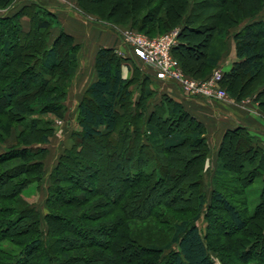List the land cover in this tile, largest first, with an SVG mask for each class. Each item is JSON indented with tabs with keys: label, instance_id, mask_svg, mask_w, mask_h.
Masks as SVG:
<instances>
[{
	"label": "trees",
	"instance_id": "16d2710c",
	"mask_svg": "<svg viewBox=\"0 0 264 264\" xmlns=\"http://www.w3.org/2000/svg\"><path fill=\"white\" fill-rule=\"evenodd\" d=\"M10 1L0 0V8ZM263 4L264 0H145L129 18L146 35L179 27L171 54L193 77L204 73L187 70L180 62L198 46L189 42L193 36L216 32L223 37L229 28L249 19L233 34L237 61L222 78V83L230 84L236 76L254 79L264 70V15L258 16ZM17 6L11 2L0 14V119L8 125L5 135L16 122L32 132L21 130L18 144L0 152V264H162L167 251L165 264H215L209 251L216 241L208 242L207 235L204 239L196 225L203 214L207 230L214 228L210 219L214 204L230 219L232 232L242 233V238L228 243L232 249L243 250L239 262L264 264V186L248 216L246 210L242 216L239 204L248 206L249 202L236 196L245 195L257 178L264 184V148L243 127L227 130L211 171L208 202L204 166L211 150L205 126L169 95L162 93L156 100L148 85L133 105L130 81L121 72L123 59L113 48H100L96 53V79L85 91L87 101L78 105L80 131L72 132L69 145L49 173L45 214L23 200L21 191L44 178L47 145L54 134L49 126L52 122L41 128L25 118L35 111L64 116L63 103L73 73L66 65L75 60L78 44L62 30L48 43L50 30L60 24L56 16L36 2L14 11ZM24 19L28 29L23 28ZM219 60L220 51L212 49L203 61L204 68H215ZM18 65L20 72L15 73L13 68ZM134 70L148 77L137 66ZM258 95L264 98V88ZM31 133L38 138L22 140ZM155 136L161 138L159 145L153 142ZM87 141L94 148L86 151L82 143ZM186 146L190 158L183 160V169L174 172L173 153ZM157 151L165 157L163 162ZM95 155L100 165L80 160ZM183 174L189 183L181 188ZM178 188L181 191L173 194ZM193 204L200 213L170 226L172 235L165 245L137 239L129 229L137 209L146 208L151 219L165 225L168 219L162 213L153 214L157 208ZM248 228L255 234L246 233Z\"/></svg>",
	"mask_w": 264,
	"mask_h": 264
},
{
	"label": "rangeland",
	"instance_id": "374dc122",
	"mask_svg": "<svg viewBox=\"0 0 264 264\" xmlns=\"http://www.w3.org/2000/svg\"><path fill=\"white\" fill-rule=\"evenodd\" d=\"M144 1L145 0H11L10 2H7L5 4L3 3L1 5L0 14L4 12V9H6L11 2H14L15 4L18 5L14 9V11H18L27 3L36 2L40 4L41 6L48 9L53 15H55L60 23L59 26H55L50 30V34L48 36V43L51 44L54 38L62 30L68 34L69 32L74 33V35H76V37L73 36L74 40L78 44V47L75 50V60L71 61V63L67 61L69 66L66 65V68L70 67V69L73 70V73L71 76L72 78L69 81V86L66 90V97L63 103L66 109L64 116L62 118H59L52 113H46L45 111H35L31 114H27V118H25L28 121L35 120V122H37L36 125L41 128L45 126V123L52 122V124L50 123L49 126H52L54 131L53 137L51 138L50 143L47 145L49 150H48L47 158L44 161L45 168H44L43 180L37 183L36 182L30 183L28 186H26V188H24L21 191L20 194L23 200H25L27 204L37 209L41 213V215L45 214L46 212V209L44 208V204H45V198L47 196L48 187L50 186L49 173L53 168V166L55 165L58 152L60 149L64 148L67 144L69 145V140H70L69 138L72 132L80 131L78 125V110H79L78 105H80V103H85L87 101V97L85 98V91L87 87L96 79L95 58L97 51L100 48H113L117 56L123 59L121 72L124 75V77L130 81L129 88L131 91V97L129 100L133 105L144 91L142 89L146 87V85H148L150 89L154 90L157 95L158 93H160L159 90L164 89L171 84L168 82L163 83L160 81L159 82L156 81L151 76L152 70H150L148 66L146 67L143 66L142 64L136 65L133 62H131V60L128 57H126L125 55L126 53L123 51L121 45L127 48L128 50L129 48L121 42V39L119 37L117 39L113 34L114 32L115 33L118 32L120 35L128 36V37L135 34H139L146 36L148 38H155L173 30L176 29L179 30V27L176 26L165 33L162 32V33H153L146 35L145 30H142L140 32L138 31V29L133 27L129 16H131V14H137L136 12L138 11L139 7L142 6V3ZM127 9L129 10V12H126ZM87 11H91V12H87ZM209 12H214V9H211ZM139 13L142 14L141 11ZM263 15H264V4L258 16H263ZM248 20L249 19L241 21L237 26L229 28L223 37L218 35L219 37L218 38L216 32H211V33L208 32L207 34H203L199 36L195 35L193 36V39L189 41L191 42V44H196V46L197 45L198 46L196 47L195 51H192V53L189 54V58L185 60L180 58V62H183V64H185L187 70L196 71L197 69V73L198 71L201 70L202 73H204L203 77H193L187 74L180 65V63H178V61L172 56L177 61L178 71L183 75L185 79L204 81L211 79V77L214 75L215 72H220L223 78L224 73H226L228 69L225 68L224 70L225 72L222 71V68L220 67V63L219 64L217 63V66L211 70L208 68H204L203 61H205L206 59V54L211 52L212 49L214 50L216 49L217 51H220V60H221L223 56H226L229 53L230 46H233L235 49V41L233 38V34L236 32V30L238 31L241 30L245 22ZM231 23L232 22H230V25H232ZM22 24L24 29H28L29 23L27 19H24ZM102 26H105V28H103ZM206 36L208 37L206 38ZM1 38L2 37H0V41ZM105 45L108 46L106 47ZM235 54H236V49H235ZM190 56L192 58H190ZM195 57H198V59L197 60L194 59ZM200 58L201 60H199ZM263 62H264V58H263ZM20 66L18 65V67L13 68L15 73L20 72ZM136 66L139 68V70L144 76H148L146 79L142 78L139 72L134 70V67ZM57 70L58 72L56 71V73L62 74L61 71H59V69ZM31 75L32 74L28 76L29 79L31 78ZM24 79L23 81H25ZM219 87L226 92L229 102L235 104L236 105L235 107H237L239 111L245 112L246 106H248V116H252L251 112L255 110L256 114L264 120V107H262L261 105V102L264 101V98H260L258 95V92L260 90H263L264 88V70L258 77L254 79H248V78L236 76L235 80L230 84L222 83V79H221L219 83ZM228 87L230 89L229 92L226 91V88ZM16 88L20 89V84H18ZM208 100L219 102V100L215 98H210ZM36 106L37 105H34L33 107L36 108ZM129 108L132 109L133 106L130 105ZM6 126L8 125H5L4 118L0 119V129L3 130V133L0 136L1 139L0 152L11 145L15 146L18 144L19 138L17 137L18 136L17 134L21 130L22 131L24 130L26 134L32 132L31 130H26L23 127L22 123L16 122L11 125V131H9V134L5 135ZM183 126L184 125H181L182 128H184ZM31 134L33 135H29V137L28 135H24L22 137V140L38 138V134L37 135L35 133H31ZM5 141H6V145L4 146ZM153 142L155 145H159L161 143V138L155 136L153 138ZM82 145L85 146L84 147L85 149L87 148L86 151L89 150L90 148L92 149L94 148V144L92 143V141L83 142ZM37 146L39 145L35 144V147ZM157 155L159 161L163 162V158H165L163 154L160 151H157ZM173 156L175 157V162L172 170L174 172L180 171L181 169H183V165H184L183 160L190 158L189 148L187 146L181 148L179 151L174 152ZM97 158L98 155H95L93 157L91 156L83 157L80 160H84V161L88 160V162H90L91 164H95V162H98V165H100L101 162L97 161L98 160ZM207 159L209 160L210 157ZM208 160L205 161V166H204L205 169L204 183H205V190L207 191L208 194L207 201L209 202L210 200L209 193L211 187L210 186L211 167H208ZM147 170H148L147 172H149V169ZM229 170L232 171V168L229 167ZM104 173L105 172H103V174ZM231 177L232 178L236 177V175L232 174ZM180 179L182 180V183H180L181 185L180 187L184 188L185 186H187L189 180L187 181L186 175L183 174V176ZM193 180H194V175H193ZM263 186L264 184L262 183L261 179L257 178L255 182L247 188L246 191L247 195L246 194L242 196L241 195L239 196V194L236 195L238 198H241L243 200L245 199L246 202H249L248 206L247 205L240 206L239 204V209L243 217H244V212H242L243 210H246L247 216L253 211L255 205L258 202L259 191L263 188ZM191 188L193 191L196 190L195 189L196 187H191ZM174 191L173 194L176 193L177 195L181 191V189L178 188L177 190ZM232 198L233 197H230V199ZM151 199L153 200L154 203V197ZM148 207L149 206H147V208ZM145 210L146 208L145 209L140 208L136 210L137 215H135L134 220L130 221L129 229L132 231V235L135 238L137 239L140 238L144 241L149 240L150 243L154 242L156 244H161V245L162 244L165 245V243H167V241L172 235L170 231L171 229L170 226H173V224H175L178 221L191 218L195 214L200 213V211H194L195 210L194 204L192 205V207L185 205H179V206L175 205L172 209L171 208L168 209L164 207L157 208L156 211L153 213L154 216L156 217L157 213L160 214L162 213V216H165L168 219L167 224L160 225L158 222H156L157 220H155L154 218L151 219V215L150 214L148 215V212H145ZM210 219L213 222L214 228L212 229L210 228L209 230H207V223L204 220L203 214L200 215V218L196 222L200 234L204 239L206 238L205 236L207 235L208 242L210 240L216 241V243L213 244V250L209 251V256L213 259L215 264H222L221 262H223L224 264H241L238 259L240 258L239 256L243 250L240 248L232 249L230 248V245L228 243L229 241H235L238 238H242V233L237 231L232 232L234 230L232 229L233 225L231 224V221L227 217L226 213L223 210H221L220 205L214 204V206H212L210 212ZM248 229L246 230V233L251 232L252 235L255 234L253 230H251L250 228ZM168 254H169L168 251L163 254L162 264H165L166 259L169 258Z\"/></svg>",
	"mask_w": 264,
	"mask_h": 264
},
{
	"label": "crops",
	"instance_id": "0c3cea01",
	"mask_svg": "<svg viewBox=\"0 0 264 264\" xmlns=\"http://www.w3.org/2000/svg\"><path fill=\"white\" fill-rule=\"evenodd\" d=\"M248 21L245 22L243 27ZM105 28V26H102ZM238 32V30H236ZM235 32V33H236ZM113 33V32H112ZM72 36L76 37L74 33L69 32ZM118 39L116 33H113ZM119 41V40H118ZM231 41V39H230ZM120 43V42H119ZM112 45V44H110ZM106 47L108 45H105ZM102 46V47H105ZM118 47V46H117ZM123 51L126 53L131 62L138 65V62L132 55L131 51L122 46ZM237 61L235 49L230 46L229 53L223 56L219 60L220 67L222 71L225 68L228 71L231 69L234 62ZM226 71V72H228ZM225 72V71H224ZM123 75V74H122ZM124 77V75H123ZM125 78V77H124ZM159 82V81H158ZM160 93L157 94L156 100L162 93L169 95L174 100L181 103L184 109L199 122H201L206 128V141L211 150V156L208 160V167H211V171L215 167L216 155L221 144L222 138L227 130H231L237 127L245 128L251 136H253L257 143L264 148V120L256 114V111L251 112L252 116H248V106H246L245 112L239 111L235 104L228 101H209L197 98L185 97L175 85L170 84L166 88L159 90ZM231 103V104H230ZM243 110V109H240ZM255 113V114H253ZM63 151V148L59 150L57 158ZM210 165V166H209Z\"/></svg>",
	"mask_w": 264,
	"mask_h": 264
},
{
	"label": "built area",
	"instance_id": "2783aa9c",
	"mask_svg": "<svg viewBox=\"0 0 264 264\" xmlns=\"http://www.w3.org/2000/svg\"><path fill=\"white\" fill-rule=\"evenodd\" d=\"M178 34V29L155 38L139 34L128 37L116 32L121 42L131 51V55L143 66H148L152 70L151 76L156 81L175 85L188 98L204 100L215 98L219 101H228L226 92L219 87L222 79L220 72H215L211 79L198 81L185 79L178 71L177 61L171 54L178 43Z\"/></svg>",
	"mask_w": 264,
	"mask_h": 264
}]
</instances>
